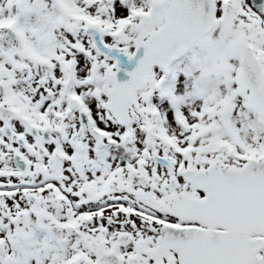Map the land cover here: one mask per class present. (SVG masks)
Returning <instances> with one entry per match:
<instances>
[{
  "label": "snow or ice",
  "instance_id": "snow-or-ice-1",
  "mask_svg": "<svg viewBox=\"0 0 264 264\" xmlns=\"http://www.w3.org/2000/svg\"><path fill=\"white\" fill-rule=\"evenodd\" d=\"M0 264H264V0H0Z\"/></svg>",
  "mask_w": 264,
  "mask_h": 264
}]
</instances>
